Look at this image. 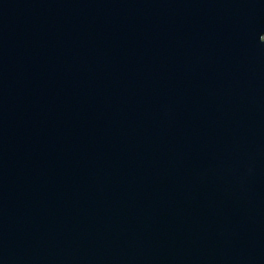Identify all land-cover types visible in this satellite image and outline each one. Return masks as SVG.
<instances>
[{"label":"water","instance_id":"95a60500","mask_svg":"<svg viewBox=\"0 0 264 264\" xmlns=\"http://www.w3.org/2000/svg\"><path fill=\"white\" fill-rule=\"evenodd\" d=\"M56 262L264 264V0H0V264Z\"/></svg>","mask_w":264,"mask_h":264}]
</instances>
